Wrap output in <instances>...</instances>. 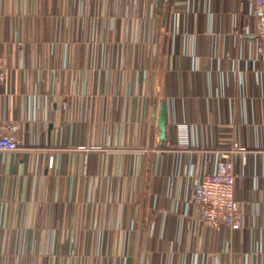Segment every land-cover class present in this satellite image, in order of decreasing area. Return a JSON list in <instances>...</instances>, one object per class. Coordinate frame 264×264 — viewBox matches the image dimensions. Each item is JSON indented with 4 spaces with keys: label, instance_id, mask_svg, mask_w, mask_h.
Returning a JSON list of instances; mask_svg holds the SVG:
<instances>
[{
    "label": "crops",
    "instance_id": "0c3cea01",
    "mask_svg": "<svg viewBox=\"0 0 264 264\" xmlns=\"http://www.w3.org/2000/svg\"><path fill=\"white\" fill-rule=\"evenodd\" d=\"M254 11L255 0H0V103L20 144L0 160V264H264ZM234 146L243 228L214 231L194 190Z\"/></svg>",
    "mask_w": 264,
    "mask_h": 264
},
{
    "label": "built area",
    "instance_id": "2783aa9c",
    "mask_svg": "<svg viewBox=\"0 0 264 264\" xmlns=\"http://www.w3.org/2000/svg\"><path fill=\"white\" fill-rule=\"evenodd\" d=\"M254 15L260 21V38L264 50V0H255ZM3 109L0 103V160L6 154L20 149L18 140L11 137L4 128ZM179 147L189 149L193 145L191 127L179 124ZM245 152V148L234 146L221 152L214 170H205L199 175L194 190L193 202L199 207L200 220L212 230L230 229L240 231L243 228L240 216V201L237 197V162L234 155ZM246 155L243 164L247 165ZM53 166L51 159L50 167ZM184 264H200L195 255L186 254Z\"/></svg>",
    "mask_w": 264,
    "mask_h": 264
},
{
    "label": "water",
    "instance_id": "95a60500",
    "mask_svg": "<svg viewBox=\"0 0 264 264\" xmlns=\"http://www.w3.org/2000/svg\"><path fill=\"white\" fill-rule=\"evenodd\" d=\"M160 128H161L162 132L165 134V131H166V107H165V103L163 104L162 110H161Z\"/></svg>",
    "mask_w": 264,
    "mask_h": 264
}]
</instances>
